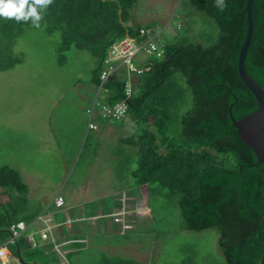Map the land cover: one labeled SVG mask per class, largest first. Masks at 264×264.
I'll list each match as a JSON object with an SVG mask.
<instances>
[{"label":"trees","instance_id":"16d2710c","mask_svg":"<svg viewBox=\"0 0 264 264\" xmlns=\"http://www.w3.org/2000/svg\"><path fill=\"white\" fill-rule=\"evenodd\" d=\"M138 1L53 0L38 9L39 27L47 33L58 32L59 56L73 47L94 58L90 81L95 90L113 42L126 36L141 41V28L157 34L154 40L162 54L143 61L149 69L134 78L125 116H96L110 122L126 119L132 125L129 134L111 145L114 175L132 178L144 200L151 192L163 196L177 209L180 230L212 231L223 257L215 264H260L264 260V163L241 141L230 119L256 108L237 69L247 30L246 0H224L222 11L215 0H178L190 26L182 32L184 21L182 27L177 21L162 38L163 30L155 24H130V11ZM251 15L244 67L264 90V0H253ZM31 26V19L0 18V71L23 61L14 47ZM191 27L193 33H189ZM126 78L122 70L108 76L103 83V104L125 98ZM87 122L83 147L89 132L96 130L87 129ZM98 150L97 142L95 157ZM44 213L43 206L29 200L19 171L0 166V245L15 264H43L22 257L32 246L25 233L8 241V228L17 221L31 224ZM79 253L69 249L64 257L68 260ZM99 260L98 264H138L131 258L105 254ZM193 263L186 256L177 264Z\"/></svg>","mask_w":264,"mask_h":264},{"label":"rangeland","instance_id":"374dc122","mask_svg":"<svg viewBox=\"0 0 264 264\" xmlns=\"http://www.w3.org/2000/svg\"><path fill=\"white\" fill-rule=\"evenodd\" d=\"M130 15V24L159 26L163 30L159 38L173 30L177 21L181 27L184 21L182 32L190 26L178 0H139ZM194 30L191 27L189 33ZM58 43V32L27 27L14 47L23 61L0 71V166L19 171L29 200L43 206L44 214L56 216L54 221L69 217L73 224L67 227L78 231L73 238L63 224L62 231L53 228L46 240L49 245L41 247L37 237L36 245L22 257L43 264H98L102 254L131 258L138 264H177L186 256L193 264L223 260L212 231L180 230L177 209L159 193L151 192L144 200L129 176L118 179L111 167L112 178L108 177L105 163L93 152L107 123L96 117L98 107L93 121L99 130L89 132L83 147L86 109L95 96L90 81L95 60L73 47L59 56ZM110 123L118 132L122 128L120 136L131 132L126 119ZM103 143L105 148L115 145L110 139ZM57 192L67 199L58 209L52 205ZM34 223L29 229L37 230L36 238L44 224ZM69 249L81 253L67 260L64 255ZM10 264H15L12 258Z\"/></svg>","mask_w":264,"mask_h":264},{"label":"built area","instance_id":"2783aa9c","mask_svg":"<svg viewBox=\"0 0 264 264\" xmlns=\"http://www.w3.org/2000/svg\"><path fill=\"white\" fill-rule=\"evenodd\" d=\"M179 26V24H178ZM139 36L142 38L141 41H137L133 37H124L118 41L113 42L109 46V53L104 60V68L99 74V83L96 86L95 96L92 102L91 108L86 110L88 115L87 129H96V125L92 122L95 108L98 107L99 115L102 117H111L119 119L125 116L127 110L126 98L130 95L134 78L142 74L144 71L149 69L148 64H144V60L149 56L159 57L162 54L161 49L155 42L154 38L157 34L151 33L149 29L141 28L139 30ZM141 57V58H140ZM137 59V63L135 60ZM117 70L124 71L127 76L124 84V95L125 98L115 102L111 105H105L102 103V90L103 83L106 81L108 76ZM65 204L64 197L57 193L52 199V205L54 208H61ZM44 214H40L31 224L36 220H41L45 225L39 230V237L41 240H46L51 236L50 218L44 220ZM72 220L66 217L63 224L69 226ZM30 224L24 221H17L10 224L9 231L10 237L8 241H13L19 237L22 233H25L27 240L32 246L36 245L35 236L33 232H26ZM52 241V238H51ZM6 259V249L4 245H0V262Z\"/></svg>","mask_w":264,"mask_h":264},{"label":"water","instance_id":"95a60500","mask_svg":"<svg viewBox=\"0 0 264 264\" xmlns=\"http://www.w3.org/2000/svg\"><path fill=\"white\" fill-rule=\"evenodd\" d=\"M252 2L253 0H246L245 4L247 30L238 54L237 69L240 79L256 101V108L237 120L233 119L232 116H230V119L241 141L252 149L258 162L264 163V90L247 74L244 67V58L252 34ZM260 264H264V260Z\"/></svg>","mask_w":264,"mask_h":264},{"label":"crops","instance_id":"0c3cea01","mask_svg":"<svg viewBox=\"0 0 264 264\" xmlns=\"http://www.w3.org/2000/svg\"><path fill=\"white\" fill-rule=\"evenodd\" d=\"M96 130H99V126H98V128ZM120 130H119V132H120ZM119 132H118V129L114 128V126L110 123V121H107V123L104 125V127L102 129V133L100 135H98V138H97L98 145H99V150H98V155L96 156V158H97V160L102 159L101 162L103 161L105 163L104 164L105 165L104 166V169H105V171H106V173H107V175H108L109 178H112V175H111V170H112V168H111L112 167L111 159H112V156H111L110 149H111V145H113V144L107 145L106 148H105L103 141H105L106 139H110V140H113L115 143H117V141H118V139L120 137V133ZM116 133H118L117 136H116ZM110 134H115V135L114 136L113 135L112 136H109ZM57 193H59V192H57ZM64 200H65V202H67V199L65 197H64ZM43 218H44V220H46L48 218L51 219L50 220L51 231H52L53 228H57L58 231H62V229H60V225L63 224L64 220L54 221V219H56L57 217L54 216V215L51 216L50 214H44L43 215ZM74 219H77V217H75ZM39 221H41V220H39ZM52 222L54 223L53 225H51ZM34 224L35 223L30 224L28 226V229H29V227L32 228ZM71 224H73V223H71ZM64 226L66 228V232L67 233L73 234V238L75 237V235H77L78 231H77V228L76 227H74V229L72 227V229L70 230L69 227H67L66 225H64ZM40 229H42V228H40ZM29 231L30 232H33V233H36L37 230L34 229L32 231V230L29 229ZM34 236H35V234H34ZM37 237H38V240H40V242H41V243H39L41 247L49 245V242H46V240H48V239L41 240L39 238V236H36L35 241L37 240ZM10 260H11V258H9V257L6 256V259L3 260V261H1L0 264H10Z\"/></svg>","mask_w":264,"mask_h":264},{"label":"clouds","instance_id":"9594fccd","mask_svg":"<svg viewBox=\"0 0 264 264\" xmlns=\"http://www.w3.org/2000/svg\"><path fill=\"white\" fill-rule=\"evenodd\" d=\"M53 0H0V18L15 19L16 21L32 20L39 27L41 15L38 9L47 7ZM215 6L221 11L226 7L224 0H215Z\"/></svg>","mask_w":264,"mask_h":264}]
</instances>
